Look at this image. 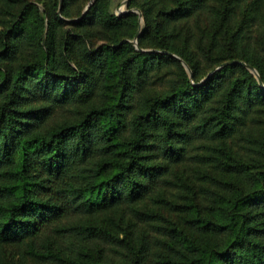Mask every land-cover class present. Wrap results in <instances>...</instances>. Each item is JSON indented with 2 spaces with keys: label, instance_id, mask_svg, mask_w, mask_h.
<instances>
[{
  "label": "trees",
  "instance_id": "obj_1",
  "mask_svg": "<svg viewBox=\"0 0 264 264\" xmlns=\"http://www.w3.org/2000/svg\"><path fill=\"white\" fill-rule=\"evenodd\" d=\"M38 1L0 0V246L32 264H264V87L240 63L264 84V0H130L139 46L193 82L125 41L135 14L96 0L65 22L79 0ZM198 19L193 53L171 30Z\"/></svg>",
  "mask_w": 264,
  "mask_h": 264
},
{
  "label": "rangeland",
  "instance_id": "obj_2",
  "mask_svg": "<svg viewBox=\"0 0 264 264\" xmlns=\"http://www.w3.org/2000/svg\"><path fill=\"white\" fill-rule=\"evenodd\" d=\"M31 1L37 6L39 12L42 13L43 4L38 0H31ZM102 1H103L104 7L106 9H109L116 15H121L125 12L126 13L130 12L136 15V22H137L136 32L132 38H127L125 40L126 42H129L130 44H132V46L136 50H139V51L152 52V53L165 54V55L172 56L173 58L179 61V63L181 64L185 72L186 77L191 82H193V76H192V71L190 67L188 66L187 62L184 59H182L179 55H176L171 52H167L164 49H159L156 47L153 48V46L155 45L154 42L150 43V45L146 44L145 46L146 48H142L139 46L138 37L140 33L146 27L144 16L140 8H138L137 6H129L130 0H128L125 4H124L125 0H102ZM209 1L212 5L217 6V7H221L225 4V2H227V0H209ZM95 2L96 0H79L75 2L72 8V11H71V16L68 18H65L66 19L65 22H74V21L79 20L82 17L84 11L86 10L85 11L86 13ZM157 10H158V6L154 7V13H156ZM58 14H60V10H58ZM68 27H69L68 25L67 26L63 25L60 28V31L64 29L65 30L70 29ZM181 28H185V29H183L180 35H178L174 29L171 30V32L173 33L175 37L174 39L179 47L184 43V40L188 34L191 37L192 41H194L197 37L200 38V40L196 41L192 46L193 53H198L197 43L201 44L203 47H206L208 45L209 35H208L205 21H202L201 19H198L197 21H191L187 27L182 26L180 27V29ZM178 29H179V26H178ZM102 43H105L104 38H102V36H99V38H95L93 40L94 46L101 45ZM91 44L88 41H86V46L88 49H91ZM221 67L222 66L219 64V65L214 66L210 70H206L205 75L200 78L199 82L200 83L203 82L207 75H209L210 73H213L214 71H218ZM250 72L254 75L256 80H258L259 85L264 87V84L262 80L260 79L258 72L255 69L254 71L250 70ZM0 264H32V262L29 258L24 259V260L18 259L14 246L7 244V245L0 246Z\"/></svg>",
  "mask_w": 264,
  "mask_h": 264
},
{
  "label": "water",
  "instance_id": "obj_3",
  "mask_svg": "<svg viewBox=\"0 0 264 264\" xmlns=\"http://www.w3.org/2000/svg\"><path fill=\"white\" fill-rule=\"evenodd\" d=\"M60 1H61V0H60ZM127 1H128V0H125V1H124V4H125ZM88 8H89V7H88ZM85 11H86V10H85ZM85 11H84V13H85ZM84 13H83V14H84ZM240 63L243 64V65H245V66H246L248 69H250L251 71H254V69H253L251 66L246 65V64L243 63V62H240ZM224 64H226V63H223V65H224Z\"/></svg>",
  "mask_w": 264,
  "mask_h": 264
}]
</instances>
